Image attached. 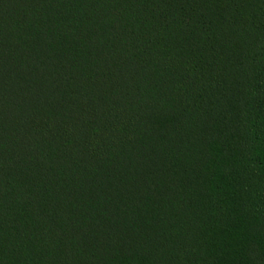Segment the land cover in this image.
I'll use <instances>...</instances> for the list:
<instances>
[{"label": "trees", "instance_id": "1", "mask_svg": "<svg viewBox=\"0 0 264 264\" xmlns=\"http://www.w3.org/2000/svg\"><path fill=\"white\" fill-rule=\"evenodd\" d=\"M0 264H264V0H0Z\"/></svg>", "mask_w": 264, "mask_h": 264}]
</instances>
